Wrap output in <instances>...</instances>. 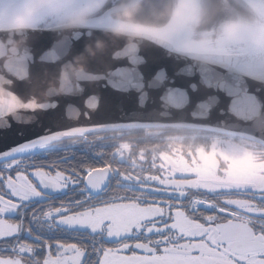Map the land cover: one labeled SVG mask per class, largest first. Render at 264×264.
Instances as JSON below:
<instances>
[{
	"label": "snow or ice",
	"instance_id": "1",
	"mask_svg": "<svg viewBox=\"0 0 264 264\" xmlns=\"http://www.w3.org/2000/svg\"><path fill=\"white\" fill-rule=\"evenodd\" d=\"M38 107L12 96L0 101V118ZM90 130L0 150V264H264V149L188 143L189 162L169 144L174 156L151 149L157 175L146 167L149 149L138 162L125 143L111 156L130 160L131 170L105 163L81 175L65 143L76 141L62 138ZM10 134L23 136L24 128L0 127V141ZM157 151L167 162L158 168Z\"/></svg>",
	"mask_w": 264,
	"mask_h": 264
},
{
	"label": "water",
	"instance_id": "2",
	"mask_svg": "<svg viewBox=\"0 0 264 264\" xmlns=\"http://www.w3.org/2000/svg\"><path fill=\"white\" fill-rule=\"evenodd\" d=\"M0 3L11 9L20 4ZM112 23L107 9L85 28L54 24L24 34L14 66H0V81H7L0 83V101L7 104L15 96L19 103L44 108H18L0 118V127L11 121L24 128L23 136L10 134L0 141V150L77 127L91 128L84 135L121 129H193L264 146V76L219 63H193L147 42L130 46L108 34ZM97 39L105 46L89 56L85 45ZM82 53L85 74L71 76L62 92L49 88L59 69L75 64L73 58Z\"/></svg>",
	"mask_w": 264,
	"mask_h": 264
},
{
	"label": "clouds",
	"instance_id": "3",
	"mask_svg": "<svg viewBox=\"0 0 264 264\" xmlns=\"http://www.w3.org/2000/svg\"><path fill=\"white\" fill-rule=\"evenodd\" d=\"M108 5L109 0H21L15 10L0 5V66L14 62L24 34L45 6L43 14L58 27L79 29ZM108 10L113 20L108 34L130 46L147 42L193 63H219L264 76V0H115ZM104 46L97 39L85 45V52L92 56ZM73 59L76 63L62 66L49 88L62 92L71 76L85 74L83 53Z\"/></svg>",
	"mask_w": 264,
	"mask_h": 264
},
{
	"label": "flooded vegetation",
	"instance_id": "4",
	"mask_svg": "<svg viewBox=\"0 0 264 264\" xmlns=\"http://www.w3.org/2000/svg\"><path fill=\"white\" fill-rule=\"evenodd\" d=\"M15 2H21V0H14ZM76 2V1H75ZM115 0H109V5L104 10H107ZM77 3V2H76ZM100 12V13H101ZM99 14V13H98ZM44 19V20H40ZM51 20V21H50ZM53 18L47 17L44 14H38V17L33 27L51 26L56 24ZM65 140V143L71 144L70 152L74 153L73 161L78 166V170L81 175H86V169L88 167H103L105 163H111L113 167L123 170H131L128 160L124 163H117L119 157L116 160L112 159L111 154L116 151L121 144H130L132 150L136 153V160L139 162L140 149H149L146 154L147 165L151 169V174L162 175L157 172L156 169L151 168L152 164V152L151 149L159 148L160 151L166 152L169 156H174L172 149L168 148L169 144H173L181 154L185 155V159L191 162V155L188 154L187 144L193 143L196 145H204L206 150H211V143L213 140H218L221 144L234 143L242 146L250 147L256 150L264 149V146L242 137L230 136L225 134H218L210 131L193 130V129H176V128H144V129H132V130H110L104 132H96L83 135L81 137H75ZM183 145V147H181ZM160 151L156 152V166L157 168L162 163H167L160 156ZM194 151V149H193ZM103 153V156L98 154ZM68 153H61V155H67ZM198 159V157H197ZM218 161L222 163V159L217 157ZM64 167V166H61ZM59 170V169H58ZM207 214V213H206ZM21 242L27 243L22 239ZM72 242V241H67Z\"/></svg>",
	"mask_w": 264,
	"mask_h": 264
},
{
	"label": "rangeland",
	"instance_id": "5",
	"mask_svg": "<svg viewBox=\"0 0 264 264\" xmlns=\"http://www.w3.org/2000/svg\"><path fill=\"white\" fill-rule=\"evenodd\" d=\"M77 3L81 2V0H75ZM15 9V8H14ZM40 20H44V19H40ZM51 21V20H50ZM55 21V19L53 20Z\"/></svg>",
	"mask_w": 264,
	"mask_h": 264
},
{
	"label": "trees",
	"instance_id": "6",
	"mask_svg": "<svg viewBox=\"0 0 264 264\" xmlns=\"http://www.w3.org/2000/svg\"><path fill=\"white\" fill-rule=\"evenodd\" d=\"M121 130H132V129H121ZM107 131H110V130H107ZM100 132H104V131H100ZM96 133V132H94Z\"/></svg>",
	"mask_w": 264,
	"mask_h": 264
}]
</instances>
